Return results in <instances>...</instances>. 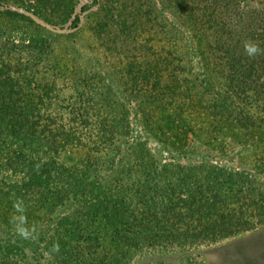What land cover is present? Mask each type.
I'll return each instance as SVG.
<instances>
[{
    "label": "trees",
    "instance_id": "trees-1",
    "mask_svg": "<svg viewBox=\"0 0 264 264\" xmlns=\"http://www.w3.org/2000/svg\"><path fill=\"white\" fill-rule=\"evenodd\" d=\"M43 1L0 4L41 14ZM60 2L69 14L77 0ZM147 2L115 1L113 19H123L125 38L136 31L135 17L150 14ZM159 7L172 17L156 15L154 51L140 63L125 57L126 104L113 87L97 91L95 74L89 85L75 71L59 87L73 91L63 95L66 119L42 117L54 79L40 94L22 72L11 76L0 66V199L51 221L46 245L60 264H124L147 247L192 244L264 223V52L249 57L244 50L248 40L264 49V0H159ZM30 42L35 50L41 43ZM97 99L123 115L100 119ZM131 101L162 142L183 148L195 135L224 153L234 151L238 137L245 152L251 155L253 143L259 152L236 167L164 157L133 134Z\"/></svg>",
    "mask_w": 264,
    "mask_h": 264
},
{
    "label": "rangeland",
    "instance_id": "rangeland-1",
    "mask_svg": "<svg viewBox=\"0 0 264 264\" xmlns=\"http://www.w3.org/2000/svg\"><path fill=\"white\" fill-rule=\"evenodd\" d=\"M115 1L117 2L102 0L99 5L96 0H77L74 10L66 14L60 0H44L40 11L42 15L23 6L0 4V66L4 65L3 69L11 76L22 72L23 78H27L31 86L36 85L34 89L39 85L40 94L46 92L43 84H49L54 79L53 91L51 90L53 96H44L47 99L43 97L50 108L46 109L42 117L66 119L69 103H65L63 95L70 96L73 91L67 90L63 93L59 87L67 84L75 71H80L78 74H81V77L85 75L89 85L92 84L91 75L95 74L92 79L93 87L97 91L108 86L113 87L119 93L121 103L126 104L124 98L131 100L128 95L130 81L125 57L130 53L135 55L136 61L142 62L143 55L152 53L158 42L157 16L159 19L161 15L168 19L172 16L166 10L162 11L159 0H147V9L150 12L146 15L148 20L143 16L135 17L136 31H132L131 38H125L127 36L123 34V27L127 29V26L123 25V19H113ZM83 4L88 5L89 9L82 10ZM77 14L80 19L75 24L74 18ZM42 21L56 28H65V31L53 30L43 25ZM103 22L104 26H101ZM99 29L104 34L100 31L99 35ZM31 40L41 42L36 50V42L31 43ZM39 52L41 56L35 57ZM30 65L35 67L33 72L29 68ZM61 68L65 71L60 72ZM23 78L20 80L24 84ZM131 102L129 115L133 134L138 138H147L157 153L164 157L187 163L207 159L227 167H236L243 162H252L253 153L259 152L255 149L256 143L247 145L253 148L251 155L245 152L246 148H240L238 145V137H234V151L227 149L224 153L215 143L214 147L211 144L210 147L203 146L204 143L197 140L195 135H190L192 141L189 140V146L183 148L180 147L182 145L162 142L158 135L153 134L148 125L143 123L137 103ZM96 106L100 119L110 120L123 115L116 112L118 110L106 108L107 106L98 99ZM242 149V154L238 155L237 151ZM254 172L257 173V170ZM261 186L264 185L260 184ZM12 205L13 203L0 199V264H60L56 252L49 250L46 245L45 233L51 221L48 218L37 220L35 216H28V211H20ZM20 227L28 229L30 235L21 236L17 230ZM124 264H264V223L248 230L212 239L205 238L192 244L174 243L162 247H147L134 252Z\"/></svg>",
    "mask_w": 264,
    "mask_h": 264
},
{
    "label": "clouds",
    "instance_id": "clouds-1",
    "mask_svg": "<svg viewBox=\"0 0 264 264\" xmlns=\"http://www.w3.org/2000/svg\"><path fill=\"white\" fill-rule=\"evenodd\" d=\"M244 50H245L246 55H248L249 57H255L258 54H261L262 52H264V49H261L260 46L256 42L251 41V40L244 42ZM17 207L19 208V204L17 205ZM20 210L22 211V209ZM17 230L21 236L27 237L28 235H30L28 229L26 228L20 227Z\"/></svg>",
    "mask_w": 264,
    "mask_h": 264
},
{
    "label": "water",
    "instance_id": "water-1",
    "mask_svg": "<svg viewBox=\"0 0 264 264\" xmlns=\"http://www.w3.org/2000/svg\"><path fill=\"white\" fill-rule=\"evenodd\" d=\"M34 16V15H33ZM43 25H45V26H48V27H50V28H52L53 30H57V31H59V32H63V31H65V28H56L54 25H52V24H50V23H48V22H41Z\"/></svg>",
    "mask_w": 264,
    "mask_h": 264
}]
</instances>
